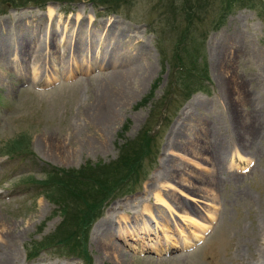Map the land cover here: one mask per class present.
<instances>
[{"label": "rangeland", "instance_id": "374dc122", "mask_svg": "<svg viewBox=\"0 0 264 264\" xmlns=\"http://www.w3.org/2000/svg\"><path fill=\"white\" fill-rule=\"evenodd\" d=\"M94 1L0 0V264H84L81 249L87 264H264V0ZM77 18L80 45L95 37L100 55L115 44L149 67L107 128L97 50L71 52L63 70L28 50L29 69L14 61L20 35L46 42L48 26L57 36ZM139 149L134 182L79 234L80 202L60 201L61 174L49 173L105 167L111 183L119 154ZM47 237L63 247H37ZM106 239L124 262L100 249Z\"/></svg>", "mask_w": 264, "mask_h": 264}, {"label": "bare ground", "instance_id": "6f19581e", "mask_svg": "<svg viewBox=\"0 0 264 264\" xmlns=\"http://www.w3.org/2000/svg\"><path fill=\"white\" fill-rule=\"evenodd\" d=\"M75 20L76 21H75L74 25H73V23L70 24V22H69L70 19L66 22L65 21L61 22L60 24H62L63 27H61V26H58V27L63 28V30L61 32H57V36L56 35L50 36L51 33H53V32L56 33V31L53 30L51 32L50 26H48V32L46 33V35H44V38H43L46 40V42L42 41V43H41L39 41V36H37V38L35 37V39H34L37 42V43H35V45H33V43L29 41V35H20V37L17 39L18 46H19V49L17 47L19 59H18V56H15L14 61L16 63H17V61L20 62L17 64V66L20 70L29 69L31 63L28 62V59L25 58V56L28 53V51L29 52L32 51L34 53V55L38 59H40V61L43 62V64H44V65L42 64L43 66H45V67L48 66L49 68H52V69H56L59 66L58 70L59 69L63 70V65H62L63 61L62 60L65 59L66 57H67V59L68 58L71 59V64H73L72 63L73 61L76 62V60L72 57V53L74 56L75 55L78 56L85 49L89 52H93L94 50H97L96 56L99 59V60H97L98 64L101 63L102 67H104V65L109 66L108 69L106 67V69H107L106 73L107 74L104 73L106 75L103 78V81H101V84H103L102 90L104 91V96L101 98L102 103L100 104V107L98 108V113L100 114L99 116H102V118L99 120V123L107 125V126L103 125L100 127L107 128L110 126L111 122L115 121V119H116L115 116H116L117 112H115V111L122 108L123 104H125L127 102L126 101V99L128 97V93H126L127 89H131V87H133V88L136 87L137 83L141 84V80L144 79V76L148 72L149 67L147 68L145 66H142L141 63H139L138 61H134L135 63H133L132 62L133 58L135 59L136 57L134 55L133 56L128 55L127 53H125L126 52V51H124L125 49L118 48L117 46H115V44L112 45V48L105 47V49L102 52V55H100V48H98V41H100V40H95V37H91L88 41L81 40V43L83 42L84 44L85 43L88 44V48L84 47L82 44L80 45V43H79L80 40H79V38H77V35H78L77 29L74 27H77V25L80 23L81 18H79V19L77 18ZM69 26H70V28H69ZM71 26H72V28H71ZM69 29L73 30L72 33H70ZM112 30H113L112 25H105L102 27V30L99 34V37H102V41H106L105 39H107L108 34H112ZM66 33H68V34H66ZM42 37H43V35H42ZM103 37H105V38H103ZM103 44H105V42ZM0 53L2 54V56H4V55L6 56V53L4 54L3 49L1 50ZM5 60H6V58H5ZM1 61H4L2 57H0V62ZM40 61H38L37 64L32 65L35 67H33L31 69L34 70V69H36V67L39 68V65H40L39 62ZM111 61H113L114 64ZM109 62H110V64H109ZM75 64L77 65V63H75ZM67 65H68V63H67ZM118 67H120V68H118ZM76 68H77V66H76ZM37 70H39V69H37ZM44 70H42V72ZM77 70H80V69L78 68ZM104 74L102 76H104ZM232 82H234V81L231 80V83ZM229 88L232 90L233 86L231 85ZM231 90H229L230 95L232 93ZM90 146H92V145H90ZM156 199L158 200V202H160V203L162 202L159 197H156ZM148 210L145 208L146 213L148 212ZM172 214L175 217L178 216L179 218H182L181 220H183V222L184 221L188 222L194 226L198 225L197 219L195 217L189 215L187 212H181V213L172 212ZM141 231H143V234L144 233L148 234L150 230H148L144 224ZM168 232H169L168 230L164 229V233H168ZM163 236L165 238V239L162 238L163 241L164 240L165 241L167 240L166 242H168V240L173 241L170 235H163ZM105 241L108 244L101 242V246H100L101 248L100 249L103 250L104 248H107V249H110L111 251L113 250L115 253L116 260L120 261V263H121L126 256L123 253H121L119 250L118 251L115 250L117 248L115 243H110L109 239H106ZM163 241L161 244L165 243ZM157 244L160 245V242H158ZM157 244H155L156 248H158ZM96 248L98 249V247H96Z\"/></svg>", "mask_w": 264, "mask_h": 264}, {"label": "trees", "instance_id": "16d2710c", "mask_svg": "<svg viewBox=\"0 0 264 264\" xmlns=\"http://www.w3.org/2000/svg\"><path fill=\"white\" fill-rule=\"evenodd\" d=\"M95 3L102 4L106 7H110V9H113L112 6H114L112 4L113 0H95L94 2H92V4ZM144 141L147 142L146 137L143 138L141 143H143ZM142 152L143 149L141 150L139 149L138 153L135 152V156H133L131 153L126 152V150L124 152H121L119 154L120 159L113 164L111 169L112 171H114L115 169L116 170L119 169V173L120 174L123 173V174L119 177V173H118V176L115 179H113L111 183L110 182L106 183V180L108 179L107 176L109 174L106 172L109 169H106L105 167L100 168L101 170L96 168H93V170L92 169L83 170L81 171V173L74 172L72 170L70 171L56 170V171H51L49 173V175L53 174L56 177L59 173L61 174L58 181L59 182L61 181V183L63 184L62 188L65 191L63 189L60 190L62 192L60 201L63 199V197L68 198L72 195L73 197L77 198L78 202H80V208L82 207L81 211L83 214L81 213L82 214L81 216L79 214V216L75 220V226L79 219H80L79 220L80 225L77 224L78 226L76 227L74 226V228H78L77 230L80 229L79 234L83 236L86 234V231L92 225L94 219L98 217L99 212L96 209L101 206V204L105 201V198L111 199L113 190L117 189L116 185H119L120 182H124V183L130 181L134 182V179H136L135 175L138 169H140L138 163L140 161V156H141L140 154H142ZM40 186L41 188L42 187L44 188L43 183H40ZM50 186L51 184L45 185L46 189H49ZM88 186L96 187V189L94 188L89 189ZM57 191H59V189H57ZM104 191L105 192L107 191L108 194L105 195L103 199L100 200V196L102 195V193L104 194ZM93 214L95 218L93 217ZM52 238L47 237L41 243H38L37 247L39 248L42 247L41 249H45V248L48 249L52 247V245L57 247L58 246L63 247L64 243H60L59 240L55 239L54 237ZM50 239H52V241H49ZM79 251L81 253L79 254L82 256L84 264H87L88 261L86 262L84 260V258L88 259L84 252V249H81Z\"/></svg>", "mask_w": 264, "mask_h": 264}]
</instances>
